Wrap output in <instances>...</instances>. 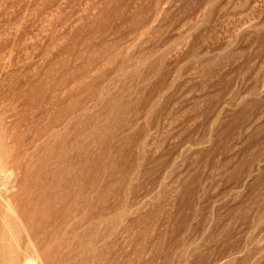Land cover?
<instances>
[{
  "label": "rangeland",
  "instance_id": "rangeland-1",
  "mask_svg": "<svg viewBox=\"0 0 264 264\" xmlns=\"http://www.w3.org/2000/svg\"><path fill=\"white\" fill-rule=\"evenodd\" d=\"M0 264H264V0H0Z\"/></svg>",
  "mask_w": 264,
  "mask_h": 264
}]
</instances>
